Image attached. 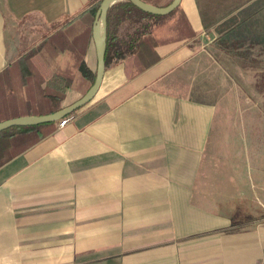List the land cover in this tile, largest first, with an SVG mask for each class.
<instances>
[{
    "label": "crops",
    "instance_id": "0c3cea01",
    "mask_svg": "<svg viewBox=\"0 0 264 264\" xmlns=\"http://www.w3.org/2000/svg\"><path fill=\"white\" fill-rule=\"evenodd\" d=\"M251 1L183 0L177 19L184 29L171 31V23L165 37L158 31L142 46V57L107 67L94 99L70 122L60 126L58 120L54 132L0 166V264H264L258 161L249 159L247 176L224 177L229 185L245 182L236 194L218 190L212 174L198 190L214 131L216 87L230 63L220 42L230 23L246 20ZM93 5L0 0V79L30 69L19 25L46 41ZM97 61L92 36L86 53L92 73ZM33 62L39 70L71 69L40 63V56ZM55 77L38 90L14 84L28 111L4 115H48L82 97Z\"/></svg>",
    "mask_w": 264,
    "mask_h": 264
},
{
    "label": "rangeland",
    "instance_id": "374dc122",
    "mask_svg": "<svg viewBox=\"0 0 264 264\" xmlns=\"http://www.w3.org/2000/svg\"><path fill=\"white\" fill-rule=\"evenodd\" d=\"M101 1L92 0L98 7ZM143 1L160 5V0ZM250 4L244 10L246 20L239 24L230 23L229 26L232 25V28L222 35L224 38L220 42L225 48L223 57L228 56L230 63L226 71L222 70L221 86L216 87L218 92L213 101L217 112L214 131L204 158L198 190L206 189V175L212 174V179L216 177L218 181V190H231V193L236 194L240 189H244L245 182H239L238 178L236 185L232 183L234 181L229 185L226 178L232 180L240 175L247 176L246 165L249 159L257 160L259 169H264V0H252ZM178 9L160 19L147 17L135 23L130 21L121 23L116 30L117 41L127 39L135 31H145L143 34L145 46L155 41L153 38L158 31H161L160 39L171 32L172 27L180 31L184 23L177 19ZM243 14L239 17L243 18ZM171 23H176V26H171L170 31ZM72 24L64 25L59 32L57 31L56 36L53 34L46 41L41 42L42 38H32L33 27L24 29L25 25L18 26V32L22 34L23 47L29 48V56L24 58L23 63L27 62L30 69L23 70V76L17 74L13 79L12 77H9V80L0 79V122L11 118L4 115L11 109L23 111L26 108L28 111L26 103L22 102L19 89L21 84L28 85L30 90H38L40 84L56 79L58 73L60 79L64 81V86L76 91V94L69 92L75 98H80L87 85L92 84L94 73L86 64V53L92 40L90 23L80 21ZM40 26L43 24L40 23ZM55 28L57 29L58 26L53 27V30ZM44 30L46 35L52 31V29ZM67 33L71 34V39L67 37ZM242 34L245 36H241ZM35 45L37 47L30 51ZM141 48L136 52L138 59L142 57L139 54ZM37 56H40V63L42 61L51 64L66 63L71 69L45 71L40 68L39 70L32 65ZM83 64L89 69L85 74L82 70ZM53 72L54 74L51 75ZM14 84L19 88L14 89ZM42 89L45 90L44 87ZM23 93H26V90ZM186 93H189V90ZM10 99L12 101L9 102ZM27 102L31 103L29 100ZM7 106L10 107L6 108ZM20 148L21 146L18 149ZM211 166L213 170L209 172Z\"/></svg>",
    "mask_w": 264,
    "mask_h": 264
},
{
    "label": "trees",
    "instance_id": "16d2710c",
    "mask_svg": "<svg viewBox=\"0 0 264 264\" xmlns=\"http://www.w3.org/2000/svg\"><path fill=\"white\" fill-rule=\"evenodd\" d=\"M172 2L173 0H171L168 5H170ZM168 5L156 6L166 7ZM98 8V6L93 5L88 10L84 11L81 15H79V17L71 23L74 24L75 22L80 21L89 22L92 31ZM165 16L167 15H155L145 12L138 8L130 0L120 1L113 4L107 11L106 68L111 66L112 64L120 62L122 59H125L129 55L131 56L136 54L137 49L141 48L145 44V41L143 39V34L145 33V31H135L127 39L118 42L116 30L121 23L127 21L135 23L138 20H142L147 17L160 19ZM58 32H56L53 36H56ZM82 70L84 74L89 71V69H87L84 64L82 65ZM96 75L97 72L94 73V75L92 74L93 82L85 90L82 96H84L92 87L95 82ZM57 122L58 121L38 123L27 126H12L2 130L0 132V166L10 161L12 158L15 157L17 153L21 152L27 146L36 143L40 139L54 132L57 126ZM20 146L21 148L18 149ZM16 147L18 148L16 149Z\"/></svg>",
    "mask_w": 264,
    "mask_h": 264
},
{
    "label": "water",
    "instance_id": "95a60500",
    "mask_svg": "<svg viewBox=\"0 0 264 264\" xmlns=\"http://www.w3.org/2000/svg\"><path fill=\"white\" fill-rule=\"evenodd\" d=\"M122 0H102L97 10L96 17L93 24L92 36L97 50L98 70L94 84L89 91L82 96L79 100L74 102L71 106L59 110L57 112L43 115V116H24L13 118L0 123V132L12 126H27L38 123L58 121L66 116L77 111L81 107L91 102L99 91L102 84L104 74L106 71V26H107V11L108 9ZM141 10L155 14V15H168L175 11L183 0H173V2L166 7H159L149 4L143 0H130ZM103 26V29L100 27Z\"/></svg>",
    "mask_w": 264,
    "mask_h": 264
},
{
    "label": "built area",
    "instance_id": "2783aa9c",
    "mask_svg": "<svg viewBox=\"0 0 264 264\" xmlns=\"http://www.w3.org/2000/svg\"><path fill=\"white\" fill-rule=\"evenodd\" d=\"M73 119L72 115H68L65 118L61 119L60 126H65L68 122H70Z\"/></svg>",
    "mask_w": 264,
    "mask_h": 264
},
{
    "label": "bare ground",
    "instance_id": "6f19581e",
    "mask_svg": "<svg viewBox=\"0 0 264 264\" xmlns=\"http://www.w3.org/2000/svg\"><path fill=\"white\" fill-rule=\"evenodd\" d=\"M100 29H103V26H102V27H100Z\"/></svg>",
    "mask_w": 264,
    "mask_h": 264
}]
</instances>
